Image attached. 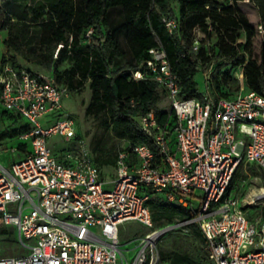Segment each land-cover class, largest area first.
Masks as SVG:
<instances>
[{"label":"built area","instance_id":"obj_1","mask_svg":"<svg viewBox=\"0 0 264 264\" xmlns=\"http://www.w3.org/2000/svg\"><path fill=\"white\" fill-rule=\"evenodd\" d=\"M166 24L173 32L178 22L169 18ZM259 31L264 34V24ZM150 54L147 72L165 88L177 116L174 142L153 111L143 115L142 128L153 136L162 159L148 144H130L131 152L119 151L110 181L64 107L70 87L53 73L10 62L1 66L0 110L24 116L30 124L18 136L26 150L0 143L7 153L21 156L10 168L0 161V237L13 225L24 249L0 257V264H155L149 248L165 228L145 235L131 257L123 248L120 224L133 219L152 228L147 201L153 195L162 193L169 202L189 207L194 206L190 195L198 192L203 200L197 214L184 222L200 226L209 263L264 264V186L243 197L244 206L231 196L240 168L247 175L244 167L255 164L264 176V96L249 90L215 98L208 68L202 98L182 97L180 77L164 47L151 48ZM144 77L145 72H134V78ZM49 114L56 116L50 120ZM54 135L70 145L55 152L49 143ZM257 203L261 208L251 212Z\"/></svg>","mask_w":264,"mask_h":264},{"label":"trees","instance_id":"obj_2","mask_svg":"<svg viewBox=\"0 0 264 264\" xmlns=\"http://www.w3.org/2000/svg\"><path fill=\"white\" fill-rule=\"evenodd\" d=\"M250 5L254 10L249 13ZM31 6L34 16L40 20V49L45 66L53 69L58 81L67 84L72 93L82 92L86 84L91 90L85 115L93 116L98 122L90 145L103 178V168L114 167L116 170L119 151L131 152L130 144H148L159 160L162 159L153 136L142 128L143 115L153 111L158 124L167 131L170 142H174L176 113L159 104L162 92H167L146 69L151 48L162 45L166 50L173 70L180 77L182 97L202 98L206 85L200 88L195 76L208 68L212 69L208 86L215 98L231 97L249 90L264 96V34L259 31V25L264 24V0H31ZM117 6L123 8L122 28L131 59L127 58L120 43L119 28L110 26V12ZM169 18L178 22L173 32L166 24ZM198 27L205 35L201 42L195 35ZM0 28L9 31L4 40L8 50L25 55V48L14 34V25L0 21ZM243 33L245 40L241 41ZM215 35L217 39L212 43ZM195 40H198L197 48ZM7 62L20 66L16 55H3L0 68ZM65 62L70 63L69 68L61 70L60 66ZM225 65L230 67L225 69ZM240 67L247 88L236 93L225 91L227 84H239L232 70ZM137 70L145 72V77L134 78ZM20 118L14 112L0 110V123ZM28 129V125H22L0 131V143L17 138ZM80 135L88 137L89 134L80 132ZM115 139L126 141L118 152L112 146ZM26 146V143H18L21 150H26ZM147 204L154 223L173 224L197 214L194 206L169 202L162 193L153 195ZM188 225L201 246L206 248L207 241L198 223L192 221ZM161 258L169 259L172 264L209 262L207 248L206 256L196 250H180L164 253Z\"/></svg>","mask_w":264,"mask_h":264},{"label":"rangeland","instance_id":"obj_3","mask_svg":"<svg viewBox=\"0 0 264 264\" xmlns=\"http://www.w3.org/2000/svg\"><path fill=\"white\" fill-rule=\"evenodd\" d=\"M174 6L177 8L176 3ZM122 6H117L112 8L110 12L109 22L110 26L118 27V37L120 43L124 50L127 52V58L131 59L132 55L130 48L125 38V33L122 28V23L124 20ZM254 7L250 5L248 12H252ZM46 16V15H45ZM0 21L5 23L10 22L14 25V34L20 39L23 47L25 48V55L17 54L12 50H8L4 43V40L8 38V29L0 28V61L3 55H16L18 65L27 68L33 72H39L44 74H51L53 69L47 68L44 64L45 58L42 50L40 49V37H41V25L40 20L37 19L32 10L31 0H0ZM90 35V31L87 33V37ZM196 38L199 42L204 40V32L200 28L195 30ZM212 43L217 39L214 36ZM241 41L245 40L244 33L240 37ZM86 42V41H84ZM61 47V45H59ZM211 47V46H210ZM212 49V47H211ZM57 50L55 52V57ZM70 63L65 62L60 66L61 70L69 68ZM229 65H225L224 68H229ZM232 74L239 84H227L224 87L225 91L236 93L242 89H246L247 85L242 74V67L235 68L232 70ZM196 80L199 82L200 88H205V75L204 72L200 71L195 76ZM91 99V90L86 84L82 92H73L64 98V107L71 113L78 122L79 132L85 134L88 133L87 139H91L92 135L98 129V122L93 116H86L85 110ZM159 104L167 110L171 109L170 98L167 93L162 92V98ZM55 114H49L50 120L55 118ZM30 124L29 120L21 116L19 120L13 121V119H8L0 123V131L7 128L18 127L22 125ZM20 138H11L8 140L7 145L10 147L12 145H18ZM49 143L52 145L55 152L59 153L63 148L70 145L66 142L60 135H54L49 138ZM5 145V144H4ZM126 145L124 140H113L112 146L115 152H118L123 146ZM6 146V145H5ZM20 153L16 152H6L5 149L0 147V161L6 167H11L14 161L20 159ZM249 174H243L242 168L239 169L236 174L234 189L232 190V197L238 196L240 199L239 205L244 206L243 197L253 190H258L264 186V176L259 173L261 170L255 164H249L245 166ZM104 175L106 180H111L114 177L115 168L105 166ZM112 184H106V189H111ZM192 198V203L196 209L202 203L203 197L202 193H194L190 195ZM251 212L260 209L261 203L253 204L249 207ZM165 228V229H164ZM164 229L156 240L154 246L149 248V253L155 254L156 262L155 264H172L169 259L161 258L164 253H173L180 250H196L201 256H206V248L201 246L198 238H196L189 226L184 221H176L173 224H167L165 221L154 223L152 228L144 225L143 223L129 219L120 224V239L123 244V248L128 250L129 255L132 257L140 246V242L145 235L151 233L152 231ZM24 252L23 246L18 238V230L15 226L9 225L5 227L4 233L0 237V257L2 256H13L22 254ZM207 264H210L207 262Z\"/></svg>","mask_w":264,"mask_h":264},{"label":"crops","instance_id":"obj_4","mask_svg":"<svg viewBox=\"0 0 264 264\" xmlns=\"http://www.w3.org/2000/svg\"><path fill=\"white\" fill-rule=\"evenodd\" d=\"M115 174H116V170H115ZM115 176V175H114ZM114 177H111L110 179L112 180ZM110 181V180H109Z\"/></svg>","mask_w":264,"mask_h":264}]
</instances>
